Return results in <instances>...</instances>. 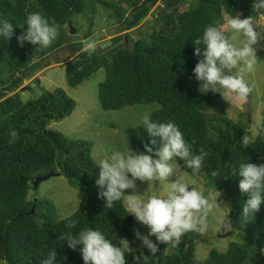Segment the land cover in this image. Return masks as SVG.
<instances>
[{"label":"trees","instance_id":"obj_1","mask_svg":"<svg viewBox=\"0 0 264 264\" xmlns=\"http://www.w3.org/2000/svg\"><path fill=\"white\" fill-rule=\"evenodd\" d=\"M185 2H189L188 8L182 11ZM98 5L110 10V17L117 19L119 27L110 45L99 44L89 56L81 51L82 42L74 38L67 42L69 23L75 28L69 21L76 14L91 13L92 29ZM252 5L253 0H0V18L11 21L15 31L10 41L0 40L1 264H40L52 247L57 251V264H83L78 250L61 246L58 240L60 233L67 230V220L77 222L73 232L86 227L99 229L117 244L132 235L130 214L125 213L122 204L117 202L108 209L105 201L98 198L95 179L99 167L92 156L93 143L67 138L49 128L51 121L70 116L76 101L61 88L44 90L26 103L21 98L19 88L25 71L49 60L64 47L75 55L65 64L69 86L77 87L104 68L106 77L98 89L103 109L158 103L160 109L151 114V119L175 123L193 154L200 149L208 153L199 172L186 168L183 161L177 162L188 173L206 178L215 191L229 199L234 224L231 235L238 240L225 251L211 249L206 264H264V203L252 221L241 223V208L247 196L239 190L240 177L230 175L232 168L247 158L254 163L264 162V134H256V144L242 150L240 137L253 135L250 121L228 117L224 110L227 101L219 93L198 92L192 73L198 60L193 54L197 47L194 39L202 36L208 24L222 22L225 14L252 16L254 23L261 24V16ZM30 12L42 13L58 27V37L47 49L17 43L16 37L23 29L15 25H24ZM147 19L151 32L146 36L140 27ZM131 30L140 36L130 38ZM75 31L77 34L76 28ZM11 129L19 133L13 144L8 142ZM129 135L132 149L143 151L149 138L142 124L129 128ZM213 171L219 175L212 176ZM49 173H60L83 193L70 217L57 219L49 214L56 211L53 202L28 198L35 187L34 180ZM198 237L199 233H187L175 249L160 244L159 252L146 261L140 255H150L146 248L132 250L127 254L128 264H197Z\"/></svg>","mask_w":264,"mask_h":264},{"label":"clouds","instance_id":"obj_2","mask_svg":"<svg viewBox=\"0 0 264 264\" xmlns=\"http://www.w3.org/2000/svg\"><path fill=\"white\" fill-rule=\"evenodd\" d=\"M253 11L264 19V0H253ZM155 11V8L153 9ZM222 22L208 24L202 36L194 39L193 54L198 58L192 69L193 77L198 82V92L219 93L223 100L231 102L233 95L246 100L254 91L246 74L256 70L258 64L257 47L264 40V25L254 23L253 17L240 18V14H225ZM23 29L16 37L17 43L25 42L41 49L49 48L58 37V27L40 12L27 14L24 25H15ZM14 24L0 18V40L10 41ZM95 41L85 42L81 51L89 56L95 52ZM27 102L26 98H22ZM141 124L149 138L143 144V151L133 150L129 146L123 151H115L110 156L96 161L99 173L95 179L98 198L105 201L104 207L114 208L120 202L125 213L131 214L147 232L135 231V237L150 255L141 256L145 261L148 256H155L160 244L175 249L182 238L190 232L203 235L208 228V216L218 207L217 197L211 199L198 190L191 182L179 177L184 166L199 172L208 153L203 149L193 154L182 131L175 123L159 122L151 119L150 113L141 117ZM257 134H264V113L255 117ZM9 144L19 137L15 129L9 132ZM256 144V136L244 134L240 137L239 147L247 150ZM217 171L212 176H218ZM230 175L240 177L239 190L246 194L240 222L252 221L264 203V162L254 163L249 158L234 166ZM175 177V179H171ZM137 181L151 183L168 182L163 193H151L145 197L137 195ZM125 190H131L126 193ZM77 222L67 220L66 231L60 233L57 245H67L78 250L83 264H128L127 254L132 253L127 239L119 244L109 239L99 229L86 227L73 232ZM155 237V241L151 238ZM55 247L48 248L47 255L40 264H57ZM139 257H135L138 259Z\"/></svg>","mask_w":264,"mask_h":264},{"label":"rangeland","instance_id":"obj_3","mask_svg":"<svg viewBox=\"0 0 264 264\" xmlns=\"http://www.w3.org/2000/svg\"><path fill=\"white\" fill-rule=\"evenodd\" d=\"M188 4L189 2H185L181 10L187 9ZM109 11L107 8L98 5L96 14H94L92 29L89 27L90 18L93 17L91 13L87 12V14L82 13L72 16L69 22L73 23L78 30L72 39L82 42L83 45L85 42L90 41H95L96 46L99 44L102 46L110 45V39L115 36L119 24L116 18L110 17ZM260 21V25H263L264 19L261 18ZM149 22V19H147V21L141 23L140 28L144 32L143 35L147 36L151 32V24ZM88 32H90V35L84 38ZM129 33L130 38L133 39L140 36L133 30L129 31ZM127 46H129L128 42ZM64 48L63 52H57L58 54L56 53L49 60L42 62L35 72L24 78L23 84L19 88L21 90V98H26L29 101L37 98L44 90L63 89L68 96L76 101V108L70 116L62 121H51L49 128L62 133L70 139L92 142V156L95 162L110 156L115 151H123L128 146L132 149L129 128L141 125L143 114H152L160 109V104L128 105L120 110L103 109L98 98V89L99 84L106 77L105 69H100L77 87L69 86L65 64L75 55L69 48ZM257 55L258 64L256 70L245 76L254 87L251 97L246 100H240L233 95L231 102L227 101L224 105L226 115L231 119H247L250 121V130L253 135L257 134L255 117L264 111V40L260 41V45L257 47ZM63 57L64 59H62ZM35 80L36 83H34ZM27 86H31L32 89H25ZM179 177L182 180L191 182L194 187L203 191L210 199L213 196L217 197V202L221 206L214 213L209 214L208 228L203 235L199 234L196 240L197 264H206L211 249L215 248L219 251H225L231 242L238 240L236 235H231V231L234 230V224L230 217V201L224 194L215 191L210 182L198 173L191 174L181 168ZM171 179H175V177ZM167 183L154 181L147 184V182L137 181L136 194L146 198L148 194L153 192L163 193L164 186ZM125 191L126 193L131 192V190ZM82 197V191L73 188L63 175L50 177L41 182L37 188L30 189L28 194L30 200L38 199L46 200L48 203L49 201L53 202L56 211L52 213L48 208L45 211H49V214H54L57 219L70 217L76 211ZM136 230L143 233L147 232L146 227L140 225L133 217L131 223L132 235L128 240L129 247L133 250L143 248L141 242L135 237ZM151 238L155 241V237Z\"/></svg>","mask_w":264,"mask_h":264},{"label":"water","instance_id":"obj_4","mask_svg":"<svg viewBox=\"0 0 264 264\" xmlns=\"http://www.w3.org/2000/svg\"><path fill=\"white\" fill-rule=\"evenodd\" d=\"M69 26L71 27V34H70V37L68 38L67 42H70V41H71L73 35H74L75 32H76L75 29L72 28V26H71L70 23H69ZM89 35H90V32H88V33L84 36V38H87ZM64 50H65V48H62L60 51H58V53H61V52H63ZM58 53H57V54H58ZM62 59H64V57H63ZM40 65H41V63H39V64L36 65L35 67H32V68L27 69V70L25 71V73L23 74V77H24V78H25V77H29L33 72H35V71L39 68ZM58 175H60V173H50V174H48L47 176L37 177V178L34 180V182H33L35 188H37L41 182H43V181L49 179L50 177L58 176ZM132 221H133V216L131 215V216H129V223L131 224Z\"/></svg>","mask_w":264,"mask_h":264},{"label":"bare ground","instance_id":"obj_5","mask_svg":"<svg viewBox=\"0 0 264 264\" xmlns=\"http://www.w3.org/2000/svg\"><path fill=\"white\" fill-rule=\"evenodd\" d=\"M50 174V173H49Z\"/></svg>","mask_w":264,"mask_h":264}]
</instances>
